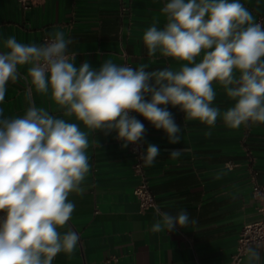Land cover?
Returning <instances> with one entry per match:
<instances>
[{"label":"clouds","instance_id":"clouds-1","mask_svg":"<svg viewBox=\"0 0 264 264\" xmlns=\"http://www.w3.org/2000/svg\"><path fill=\"white\" fill-rule=\"evenodd\" d=\"M164 26L154 21L143 33L147 55L181 62L146 71L117 65L111 60L99 69L88 60L76 64L74 41L62 30L49 33L43 43H21L15 36L0 52V103L6 85L24 79L41 95L74 117L85 128L105 136L115 133L121 149L143 145L146 128L162 130L169 144H179L181 126L171 108L183 119L208 127L219 119L229 129L264 123V21L258 22L240 0H167L161 8ZM199 57V60L197 59ZM219 85L233 105L213 106ZM135 113L136 115H133ZM92 146H100L98 139ZM88 134L77 123L32 105L23 116L7 118L0 109V264H52L63 252L71 254L79 236L70 226L75 203L70 194H82L89 171ZM177 159L185 149L167 150ZM155 144L142 148L139 159L151 166L160 156ZM151 231L173 232L196 221L186 211L172 215L155 209ZM264 246L244 249L242 264H264Z\"/></svg>","mask_w":264,"mask_h":264},{"label":"crops","instance_id":"crops-1","mask_svg":"<svg viewBox=\"0 0 264 264\" xmlns=\"http://www.w3.org/2000/svg\"><path fill=\"white\" fill-rule=\"evenodd\" d=\"M257 18L264 17V0H240ZM167 0H43L22 8L16 0H0V52L4 41L15 36L21 43H43V37L62 30L74 43L70 51L76 64L88 60L99 67L111 60H124L133 68L146 64V71L172 67L181 62L159 53L153 60L147 55L142 36L154 21L163 27L161 8ZM199 60V57L197 58ZM20 78L6 85L5 100L0 103L3 116H23L32 105L43 107L58 118L77 123L88 134L90 171L82 184V194H70L76 207L70 226L79 236L71 254H57L52 264H226L233 254L243 224L258 216V202L252 194V171L264 183V123H251L229 129L218 118L211 137L208 127L196 120L183 119V113L171 108L181 126L179 144H169L162 130H156L138 116L146 128L145 148L155 144L160 156L146 166L149 187L158 207L176 215L186 211L196 221L173 232L151 231L160 219L154 209L141 210L132 193L137 179L132 173V156L121 149L115 133H94L76 121L64 117L49 95H41L24 79L26 66L19 68ZM213 106L222 111L233 105L219 85ZM98 139L100 146H92ZM183 148L172 159L167 150ZM232 164V167H228ZM264 246V244L262 245ZM264 256V251H262ZM246 260L239 263L242 264Z\"/></svg>","mask_w":264,"mask_h":264},{"label":"built area","instance_id":"built-area-1","mask_svg":"<svg viewBox=\"0 0 264 264\" xmlns=\"http://www.w3.org/2000/svg\"><path fill=\"white\" fill-rule=\"evenodd\" d=\"M22 8H28L32 4L41 2L43 0H16ZM258 22L264 21L263 16L256 18ZM48 35L43 37V42ZM130 66L127 60H124L121 66ZM131 67V66H130ZM133 115H136L133 113ZM138 119V116H137ZM142 148H145V143L141 146L135 144H129L127 152L132 156L131 170L137 181L133 186L132 193L135 196L139 208L141 210L156 209L158 207L156 198L151 192L149 187V181L146 174V166L143 161L139 159V154ZM229 164L228 167H232ZM257 171H252V194L258 202V216L256 219L243 224L239 233L237 244L230 261L226 264H239L243 258V251L248 246H255L256 244H264V183H258L256 180Z\"/></svg>","mask_w":264,"mask_h":264}]
</instances>
